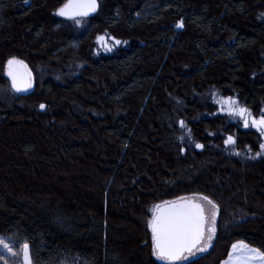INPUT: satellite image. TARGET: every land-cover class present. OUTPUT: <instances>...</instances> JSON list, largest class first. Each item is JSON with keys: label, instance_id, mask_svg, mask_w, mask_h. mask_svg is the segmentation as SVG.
<instances>
[{"label": "trees", "instance_id": "1", "mask_svg": "<svg viewBox=\"0 0 264 264\" xmlns=\"http://www.w3.org/2000/svg\"><path fill=\"white\" fill-rule=\"evenodd\" d=\"M63 1L0 0V84L11 53L29 62L36 51L81 54L95 34L108 31L131 37L129 44L87 57L82 74L66 82L46 77L40 93L18 97H77L88 73L101 82L99 103L121 112L114 119L74 115L57 134L61 109L29 115L25 105L13 104L0 112V239L11 249L0 251V263L19 261L28 242L32 264H162L151 254L149 228L129 210L146 214L148 204L153 210L160 201L200 194L217 206L215 232L206 251L179 264H220L236 240L264 252V212L236 200L234 171L217 163L189 183L173 179L171 158L157 146L151 107L174 86L200 91L214 78L243 91L253 110L264 103V18L254 16L264 0H98L77 34L50 12ZM169 58L193 67L165 74ZM197 108L195 99L188 101L185 113L198 134L215 120L191 119ZM40 114L49 120L46 127ZM233 131L237 147L251 141L249 130ZM101 134L113 143L100 153L94 148Z\"/></svg>", "mask_w": 264, "mask_h": 264}, {"label": "rangeland", "instance_id": "2", "mask_svg": "<svg viewBox=\"0 0 264 264\" xmlns=\"http://www.w3.org/2000/svg\"><path fill=\"white\" fill-rule=\"evenodd\" d=\"M97 4L98 0H96V8ZM57 7L51 9L52 15L58 16ZM254 16L264 18V10L255 11ZM63 21L67 30L72 34L81 32L88 24L87 16L63 18ZM98 37H104V39L99 40ZM130 39L131 37H121L108 31H100L87 43L81 54L73 51L68 56L62 57L49 55L46 51H36L39 56L34 62H29L25 57L11 53L6 57L2 69L5 78L0 84V112L10 110L13 104L25 105L29 115L34 111H43L44 113L48 108L50 111L61 109V117L53 124L55 128L53 133L55 134L61 133L60 129L64 131L70 126L74 115L80 116L82 120H86L89 113L95 116L106 114L112 119L116 118L121 111L117 108L109 110L99 103L101 82L88 73H84L88 83L77 97L55 95L46 101L24 102L18 95L34 90L36 93H40L42 81L46 77H51L57 82L70 80L72 77L82 74L83 67L87 64V57L95 58L102 54L112 53L118 48L128 45ZM9 58H18L25 63L31 85L27 91L17 92L12 88L10 80L5 74V66ZM190 67L193 66L185 60L169 58L164 73L172 74L176 69L184 70ZM176 88L174 86L167 90L160 99L151 100V107L154 108L153 122L159 131L157 146L167 152L171 158L170 173L173 175V179L189 183L197 175L220 163V166H227L237 174L236 200L245 207L250 206L254 211L264 212V149L261 148V145H264V130L261 125L253 123V121L264 119V103L257 102L256 109L253 110L245 103L243 91L233 86L221 87L216 78L200 91L183 89L177 92ZM193 99L196 100L198 108L190 116L191 119L197 121L203 118L215 120L210 127L205 125L198 134L190 127L185 113L187 102ZM41 104L45 105L44 109L40 108ZM241 109L246 111L241 114ZM50 120L52 121L53 118ZM38 121L44 127L49 122L43 114L38 116ZM246 121L247 126H245ZM181 122H183V126H181ZM230 123L233 124L230 125ZM230 128L232 131L229 130ZM237 128L250 131L248 135L251 141L245 142L240 147L236 146L233 131ZM94 130L96 131V128ZM229 137H232L235 142L226 144L225 141ZM112 143L113 141L106 135H99V141L94 148L95 152L101 153L107 145H112ZM253 144L255 147L252 146ZM197 145L203 147H197ZM257 153H261V155L257 156ZM152 207V203L147 205L146 214L130 210L129 212L140 225L148 227L152 217ZM214 210L209 205L207 223L211 220ZM207 233L208 231L205 230L204 239L200 242L202 246L207 243ZM2 241L3 244L8 245V248L0 245V251L6 253L9 251V244L5 240ZM25 244L29 246L28 242H23L19 261L0 264H25L23 254ZM29 259L32 264L30 246ZM0 260L3 261V257L0 256Z\"/></svg>", "mask_w": 264, "mask_h": 264}, {"label": "snow or ice", "instance_id": "3", "mask_svg": "<svg viewBox=\"0 0 264 264\" xmlns=\"http://www.w3.org/2000/svg\"><path fill=\"white\" fill-rule=\"evenodd\" d=\"M27 2V0H25ZM73 7L71 4H65L58 11V15H66L69 8ZM76 7H87L91 11L96 10V0H90V3L87 5H77ZM76 15H87V12H77ZM177 28H182L183 23L180 22L176 25ZM99 40H103L104 37H98ZM117 43H120L117 41ZM14 63H20L19 61L9 60V67ZM9 75H12L9 72ZM13 87L16 91H27L31 87L30 84H25L22 87L16 83V79L13 76ZM45 105L41 104L40 108L44 109ZM246 110L241 109L240 112L243 114ZM254 124L264 126V119L260 121H253ZM183 126V122H181ZM247 126V121L245 122ZM264 130V128H262ZM232 137H229L225 143L231 144L234 143ZM197 147H203L202 145H197ZM261 148L264 149V145H261ZM261 153H257V156ZM201 201H205L212 209H215L217 206L211 201L207 196H201L198 198ZM181 201H186L185 204H179L177 201H166V205L170 204L172 210L167 214L163 215H154L150 221V227L153 234V255L160 260L166 261H177V260H186L188 257L184 255L185 252H188L190 255H194L193 249L196 251H206L207 244L204 247L198 248L197 245L204 239L205 232V215H204V206L198 202H192L193 198L181 197ZM162 205H156L154 211L161 209ZM216 214L212 212L211 221L214 225ZM209 235L207 237L208 241H211L212 235L215 232V227L211 226L207 229ZM0 245L4 248H8L7 244H3V241L0 240ZM234 252L240 251L243 253H250L251 256H245V261L249 259H258L261 262H264V252H260L258 249L248 248L247 245L240 242L238 244H233L232 246ZM11 251V249H9ZM23 254L25 259V264H30L29 259V246L27 244L23 247ZM15 255V254H14ZM231 259V254H230ZM225 264H230V261H226Z\"/></svg>", "mask_w": 264, "mask_h": 264}, {"label": "water", "instance_id": "4", "mask_svg": "<svg viewBox=\"0 0 264 264\" xmlns=\"http://www.w3.org/2000/svg\"><path fill=\"white\" fill-rule=\"evenodd\" d=\"M88 3H90V0H64L57 7L56 12L58 13L59 9H61L65 4H71V5H73V7L69 8L68 10H66L67 11L66 15H63V16L62 15H58V16H60L62 18H70V17H75V16H86V15H76L75 13H77V12H87L88 13L87 15H91L94 11H91L89 8H87V7H76L77 5H87ZM9 60L19 61L20 63H14L13 65H11V67H9V64H8ZM9 72H11L12 75H9ZM5 74L8 77V79L10 80L11 86H12V88L14 90H15V88L13 87V76L16 79V83L18 85H20L21 87L23 85H25V84H29V72H28V70L25 67V63L22 60L18 59V58H9L7 60L6 66H5ZM19 92H23V91H19ZM261 127L264 128V126H261ZM188 196H190V195H182V196H179V197L174 198V199L160 201L156 205L159 204V205H162V207H161V209L156 210V211H154L155 207L153 208L152 217H151L150 221L152 220L154 215L167 214L169 211L172 210V206L170 204L166 205L164 202H166V201H169V202L170 201H177L179 204H185L187 202L186 201H181V200H179V198H181V197L191 198V197H188ZM193 196L194 197H192L193 198L192 202H198V203H201L204 206V215H205V218H206L205 219V230H206V224H207V222L209 220V205L205 201H201L198 198L201 197V196H207L210 200H211V198L208 195H206V194L193 195ZM214 212H215V214H217V209L216 208H215ZM213 226L215 227V225H213ZM148 228H149L150 235H151V240H152L151 254H152L153 258L157 262L162 263V264H179V263H182L184 261H187V260L192 259L195 256H197L196 255L197 251L194 248L193 249V252L195 253L194 255H190L188 252L184 253V255L188 257L186 260L166 261V260L157 259V257L153 255V234H152V230H151V227H150V223H149ZM204 234H205V232H204ZM206 244H207V248H208L209 247V242H207ZM199 245H197V246H199ZM204 246H199L198 248H202Z\"/></svg>", "mask_w": 264, "mask_h": 264}, {"label": "crops", "instance_id": "5", "mask_svg": "<svg viewBox=\"0 0 264 264\" xmlns=\"http://www.w3.org/2000/svg\"><path fill=\"white\" fill-rule=\"evenodd\" d=\"M240 242H243V241L236 240V241H234L231 244L227 256L223 260H221L220 264H225L226 261H230V264H263L264 263V262H261L258 259H249V260L245 261L244 257L245 256H251L252 254H250V253H243V252H240V251H235L234 252V250L232 248L233 244H238ZM243 244L247 245L248 248L257 249L256 247L251 246V245H249V244H247L245 242H243ZM230 254H231V259H230Z\"/></svg>", "mask_w": 264, "mask_h": 264}, {"label": "flooded vegetation", "instance_id": "6", "mask_svg": "<svg viewBox=\"0 0 264 264\" xmlns=\"http://www.w3.org/2000/svg\"><path fill=\"white\" fill-rule=\"evenodd\" d=\"M211 226H213V224H212V221L210 220L209 223L206 224V230L208 229V227H211ZM213 234H211V235H213ZM208 235H209V233H207L206 239H207ZM207 242H209V241L207 240ZM199 246H202V245H199ZM199 246H197V247H199Z\"/></svg>", "mask_w": 264, "mask_h": 264}]
</instances>
